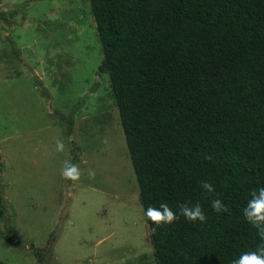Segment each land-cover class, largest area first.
<instances>
[{"label":"trees","instance_id":"1","mask_svg":"<svg viewBox=\"0 0 264 264\" xmlns=\"http://www.w3.org/2000/svg\"><path fill=\"white\" fill-rule=\"evenodd\" d=\"M90 3L143 215L189 200L207 215L159 227L144 215L155 264H231L255 250L242 209L264 186V0ZM204 180L227 211L211 209Z\"/></svg>","mask_w":264,"mask_h":264},{"label":"rangeland","instance_id":"2","mask_svg":"<svg viewBox=\"0 0 264 264\" xmlns=\"http://www.w3.org/2000/svg\"><path fill=\"white\" fill-rule=\"evenodd\" d=\"M102 60L90 0H0V264H155Z\"/></svg>","mask_w":264,"mask_h":264},{"label":"clouds","instance_id":"3","mask_svg":"<svg viewBox=\"0 0 264 264\" xmlns=\"http://www.w3.org/2000/svg\"><path fill=\"white\" fill-rule=\"evenodd\" d=\"M104 142L107 143V140ZM55 150L57 152H63L65 150L63 140H56ZM206 158L209 160L212 159L211 155H208ZM61 176L73 183L78 182L81 179L79 165L73 163L71 160L64 161L61 168ZM88 177L90 179L95 177V171L93 169L88 170ZM200 187L206 199L211 197L210 207L213 211L222 213L228 210L223 200L216 198L219 194L216 193L215 186L211 182L207 180L201 181ZM249 197L242 212L247 222L256 228L259 243L256 245L255 250L241 252L231 260V264H264V186L252 189ZM177 208L178 212L174 211L167 202H161L158 206L148 205L144 210V215L158 227L165 224H172L181 216L190 222H200L203 224L207 221V215L200 201L195 203L191 200L181 202L177 205ZM155 230L154 228L153 231Z\"/></svg>","mask_w":264,"mask_h":264}]
</instances>
